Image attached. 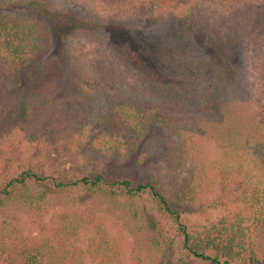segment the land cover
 I'll return each instance as SVG.
<instances>
[{"label": "trees", "instance_id": "trees-1", "mask_svg": "<svg viewBox=\"0 0 264 264\" xmlns=\"http://www.w3.org/2000/svg\"><path fill=\"white\" fill-rule=\"evenodd\" d=\"M200 1L170 0L165 6L172 12L161 22L176 32L157 55L153 39L139 41L150 0L125 19L69 10L55 0H0V215L40 217L58 195L94 200L130 238L143 240L146 262L264 264V0ZM227 2L225 24L211 28L218 12L213 6ZM52 30L64 64L79 38L110 50L112 58L77 56L72 81L78 96H103L127 122L143 150L135 157L143 181L78 173L57 179L48 173L54 146L76 151L96 142L112 157L127 150L115 135L92 134L80 107L59 101L53 85L13 92L3 84L28 68L37 76L51 73L42 58ZM183 41L206 43L208 51L186 54L176 47ZM217 186L229 189L230 207L195 225L190 216L206 213L199 197ZM63 219L61 235H81L72 218ZM93 227L91 254L102 241L109 244L100 223ZM68 255L61 243L31 240L12 221L0 222V264L82 263Z\"/></svg>", "mask_w": 264, "mask_h": 264}, {"label": "rangeland", "instance_id": "rangeland-1", "mask_svg": "<svg viewBox=\"0 0 264 264\" xmlns=\"http://www.w3.org/2000/svg\"><path fill=\"white\" fill-rule=\"evenodd\" d=\"M69 10L86 12L96 14L104 17H111L115 19H125L134 14L137 7L144 2V0H55ZM153 1V3H151ZM170 0H150L146 8L148 12L144 19V37L139 41L142 42L145 38L153 39V48L157 51V55L165 52L169 45L168 41L172 40L176 28L174 25H163V17L172 12L168 11L166 5ZM221 1V0H215ZM248 2L257 3L259 0H246ZM208 1L201 0L200 3L205 4ZM154 4V5H153ZM170 5V4H169ZM151 9V7H153ZM229 3L226 6L214 5L218 12L213 14L209 20L210 27L219 29L224 25L229 15ZM170 9V8H169ZM154 10V13L152 11ZM152 13V14H151ZM172 16V15H171ZM207 44L197 41H183L176 47L190 55L202 56L208 51ZM164 47H167L165 51ZM89 52L91 56L107 55L112 58L110 50L103 44H96L85 39L75 40L70 50V63L64 64L60 54V43L57 33L53 30L50 32L49 49L47 54L42 58L44 62L48 63L51 68V73L46 76H37L34 74L32 68L25 69L19 74L5 80V84L13 92H19V89L25 91H35L43 89L45 86L51 84L55 87L56 98L66 105H77L83 111L82 116L85 124L92 134L106 132L123 139L126 142L123 146V151L119 156L112 157L102 154L98 143L88 142L82 148L76 151H70L66 146H54L49 149V158L47 171L50 175L61 179L66 175L78 173L80 175H95L102 174L111 179H128L131 182L138 183L143 181V167H138L135 164V157L139 150L137 144L133 143L131 131L126 121L122 120L118 115L112 113L106 106L105 99L99 95L97 97H82L78 96L74 82L72 81V72L76 57L80 54ZM254 62V61H253ZM73 65V66H72ZM76 65V64H75ZM254 66V65H251ZM255 71L250 70V75H254ZM21 90V91H22ZM147 145V144H146ZM148 147H150L148 145ZM242 151L240 150V153ZM158 164V160L156 161ZM162 173L166 175L169 171L167 165L163 163ZM170 179V178H169ZM215 180V177L209 178ZM169 187H173L169 185ZM229 189L223 191L220 187H215L210 196L203 194L199 197V203L203 204L206 213H199L196 216H190L195 225L207 224V217L212 216L211 219H216L225 214L226 209L230 207L227 200L231 195ZM223 198L222 203L220 200ZM236 204H232L234 206ZM0 215L1 221L13 222L20 234L31 240H39L49 238L54 243H61L65 246L69 253L68 257L72 260L74 258H81V264H159L150 260L146 262L143 258L144 245L143 240H134L130 238L127 231H122L118 220L113 219L107 215L106 210L98 201L84 200L70 196L58 195L53 196L50 200V206L47 208L45 214L42 216L31 217L29 214L20 212L17 217ZM64 217L68 220L74 221L78 225L81 235L67 239V236L61 235L60 230L64 225ZM99 222L104 228V240L109 241L108 246L106 242L102 241L99 252L88 251V245L92 242L94 236V223ZM264 238V236H263ZM61 241V242H60ZM107 256V259L103 257Z\"/></svg>", "mask_w": 264, "mask_h": 264}]
</instances>
